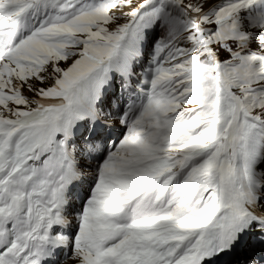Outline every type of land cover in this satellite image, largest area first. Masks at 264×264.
Returning a JSON list of instances; mask_svg holds the SVG:
<instances>
[{
	"label": "snow or ice",
	"instance_id": "1",
	"mask_svg": "<svg viewBox=\"0 0 264 264\" xmlns=\"http://www.w3.org/2000/svg\"><path fill=\"white\" fill-rule=\"evenodd\" d=\"M0 264H264V0H0Z\"/></svg>",
	"mask_w": 264,
	"mask_h": 264
}]
</instances>
